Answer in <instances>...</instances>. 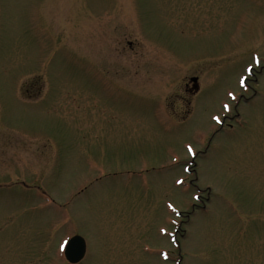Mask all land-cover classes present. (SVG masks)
<instances>
[{
  "label": "rangeland",
  "instance_id": "obj_1",
  "mask_svg": "<svg viewBox=\"0 0 264 264\" xmlns=\"http://www.w3.org/2000/svg\"><path fill=\"white\" fill-rule=\"evenodd\" d=\"M253 56L264 0H0V264H264Z\"/></svg>",
  "mask_w": 264,
  "mask_h": 264
},
{
  "label": "water",
  "instance_id": "obj_2",
  "mask_svg": "<svg viewBox=\"0 0 264 264\" xmlns=\"http://www.w3.org/2000/svg\"><path fill=\"white\" fill-rule=\"evenodd\" d=\"M192 81L196 82V78H192ZM86 242L84 238L79 235H75L70 238L64 249L65 259L70 264H77L82 261L86 255Z\"/></svg>",
  "mask_w": 264,
  "mask_h": 264
},
{
  "label": "flooded vegetation",
  "instance_id": "obj_3",
  "mask_svg": "<svg viewBox=\"0 0 264 264\" xmlns=\"http://www.w3.org/2000/svg\"><path fill=\"white\" fill-rule=\"evenodd\" d=\"M256 58V59H255ZM253 61H254V66L252 65H248V69H247V77H246V81L244 82V86L246 87L247 85V81H249L251 79V77H255V84H257L259 82V79H257V74H254V70H256V67H260L258 74L262 73V70L264 69V65H261L260 60L258 59L257 56H253ZM262 75V74H261ZM262 77V76H261ZM251 90L253 91V94L256 96V90L254 89V87H251ZM252 96L250 98H242V100H245L246 102L251 101ZM239 116V115H237Z\"/></svg>",
  "mask_w": 264,
  "mask_h": 264
}]
</instances>
